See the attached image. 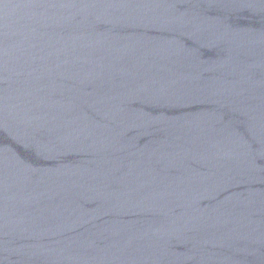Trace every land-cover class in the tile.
<instances>
[{
  "label": "water",
  "instance_id": "obj_1",
  "mask_svg": "<svg viewBox=\"0 0 264 264\" xmlns=\"http://www.w3.org/2000/svg\"><path fill=\"white\" fill-rule=\"evenodd\" d=\"M0 264H264V0H0Z\"/></svg>",
  "mask_w": 264,
  "mask_h": 264
}]
</instances>
